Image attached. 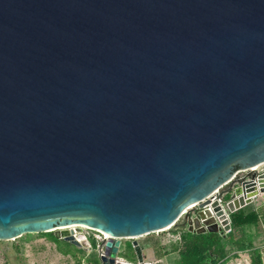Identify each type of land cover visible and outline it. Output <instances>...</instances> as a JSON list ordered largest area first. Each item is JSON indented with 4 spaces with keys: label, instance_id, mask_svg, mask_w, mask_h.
I'll use <instances>...</instances> for the list:
<instances>
[{
    "label": "water",
    "instance_id": "water-1",
    "mask_svg": "<svg viewBox=\"0 0 264 264\" xmlns=\"http://www.w3.org/2000/svg\"><path fill=\"white\" fill-rule=\"evenodd\" d=\"M260 193L264 0H0V242L86 225L143 264L138 238L197 209L229 233Z\"/></svg>",
    "mask_w": 264,
    "mask_h": 264
},
{
    "label": "trees",
    "instance_id": "trees-1",
    "mask_svg": "<svg viewBox=\"0 0 264 264\" xmlns=\"http://www.w3.org/2000/svg\"><path fill=\"white\" fill-rule=\"evenodd\" d=\"M229 199L230 195L226 197V201ZM260 213H264V210H255L247 205L231 214L230 234L216 232L197 234L183 227L178 230L174 227L169 231L175 236L179 235V240L178 245L170 251H166L164 246L160 244L161 241L152 240L153 237L140 243V245L144 249H153L155 258L162 261L165 259L170 261V264H227L231 257L237 258L240 253L248 254L249 264H264V256H262L261 250L255 246L251 235L248 233V230L252 227H258L260 224ZM29 236L31 235H24L16 240ZM38 236L46 237L57 246L59 253L64 256H71L76 259L75 262L78 264H101L96 253L90 257H84L82 249L73 243L58 240L54 233H43L38 234ZM91 239L95 247L96 241L92 237ZM226 245L230 246L231 251L227 250ZM126 248L133 251L132 242H127Z\"/></svg>",
    "mask_w": 264,
    "mask_h": 264
},
{
    "label": "rangeland",
    "instance_id": "rangeland-1",
    "mask_svg": "<svg viewBox=\"0 0 264 264\" xmlns=\"http://www.w3.org/2000/svg\"><path fill=\"white\" fill-rule=\"evenodd\" d=\"M248 206L255 210H264V193L258 194ZM199 213L200 210L198 209L190 211L187 216L192 218V220L190 221L184 216L179 223L175 225L174 229L178 230L183 227L186 230H190L191 228L193 232L205 229ZM216 223H219V221ZM211 225L214 224H210V227ZM82 233L85 235L87 242H78L74 245L84 251V257H90V255L95 253L98 255V249L96 246L94 247L93 240L91 239V237L93 239L97 238L98 235L95 232L85 229H82ZM223 233L230 234L231 232L227 233V231H223ZM248 233L251 235L255 246L261 250L262 256H264V213H260V224L258 227H252L248 230ZM26 237L15 241L0 242V264H78L75 262L76 259L71 256H64L59 253L57 246L46 237L38 235ZM150 237H153L152 240L154 241H161L160 244L164 246L166 251H170L174 246L178 245L179 237L175 236L169 230L138 238L137 241L140 244L150 239ZM69 240L73 242V240ZM127 242H133V240H123L122 251L126 252L127 250V254L124 255L121 253V255L124 257L126 256L125 258L127 261L137 263L138 260L134 250L131 251L126 248ZM226 248L228 251H231L229 245H226ZM146 252L148 254L147 261L145 260L143 264H170V261H166L165 259L162 261L161 259L155 258V251L153 249L149 248ZM238 255L237 258L231 257L227 264H249V256L247 253H240Z\"/></svg>",
    "mask_w": 264,
    "mask_h": 264
},
{
    "label": "built area",
    "instance_id": "built-area-1",
    "mask_svg": "<svg viewBox=\"0 0 264 264\" xmlns=\"http://www.w3.org/2000/svg\"><path fill=\"white\" fill-rule=\"evenodd\" d=\"M242 173V172H241ZM241 173H238L237 175H240ZM229 195H227L226 193L223 195V199L221 200V204H222V206H225L226 204H227V201H226V197H228ZM85 230H88V229H85ZM88 231H90V230H88ZM96 233V232H95ZM98 236H97V238H95L94 240L96 241V247H97V249H98V244L100 243V241H101V239H102V236H100L98 233H96ZM178 237H179V235H178ZM179 239V238H178ZM98 251V254H99V256L101 257V256H103L104 255V249H102V251L100 252L99 251V249L97 250ZM121 251V250H120ZM127 264H130V263H127ZM144 264H146V263H144Z\"/></svg>",
    "mask_w": 264,
    "mask_h": 264
},
{
    "label": "crops",
    "instance_id": "crops-1",
    "mask_svg": "<svg viewBox=\"0 0 264 264\" xmlns=\"http://www.w3.org/2000/svg\"><path fill=\"white\" fill-rule=\"evenodd\" d=\"M206 220H207V219H206ZM201 221H205V220H201ZM178 240H179V239H178ZM140 246H141V245H140ZM141 247H142V246H141ZM133 249H134V248H133ZM142 249H143L144 262H145V260L147 261V256H148V254H147V252H146L147 249H144V248H142ZM149 251H150V250H149ZM121 253H123V254L125 255V254H127V250H126V252H125V251L123 252V251H122V248H121V252L119 253V256H118V257L124 259L125 261H127V259L125 258L126 256H125V257L122 256ZM135 253H136V252H135ZM136 256H137V254H136ZM98 257L101 258V257L99 256V254H98ZM137 260H138V257H137ZM100 261H101V260H100ZM127 262L130 263V264H140L139 261H138L137 263H132V262H129V261H127ZM157 262H158V261H157ZM101 264H102V263H101Z\"/></svg>",
    "mask_w": 264,
    "mask_h": 264
},
{
    "label": "bare ground",
    "instance_id": "bare-ground-1",
    "mask_svg": "<svg viewBox=\"0 0 264 264\" xmlns=\"http://www.w3.org/2000/svg\"><path fill=\"white\" fill-rule=\"evenodd\" d=\"M256 169V168H255ZM80 227L82 228V229H88L87 227H86V225H80ZM62 229H64V228H62Z\"/></svg>",
    "mask_w": 264,
    "mask_h": 264
}]
</instances>
